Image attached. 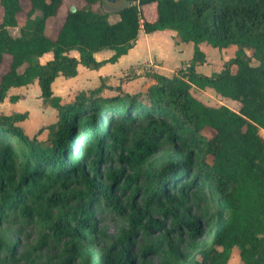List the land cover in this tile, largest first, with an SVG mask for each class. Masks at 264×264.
Masks as SVG:
<instances>
[{"label": "trees", "instance_id": "1", "mask_svg": "<svg viewBox=\"0 0 264 264\" xmlns=\"http://www.w3.org/2000/svg\"><path fill=\"white\" fill-rule=\"evenodd\" d=\"M24 1L0 0V66L5 55L11 58L0 78V102L10 88L37 81L40 98L56 110V119L38 130L48 134L40 139L38 133L30 136L18 124L26 112L0 114L2 202L30 218L40 214L35 187L42 185L41 179L52 187H64L76 179L84 185L81 197L120 210L115 193L129 191L133 178L124 173L128 165L145 182L129 197L132 211L138 212L133 222L146 230L165 227L164 220L150 216L140 223L149 207L156 205L172 218L173 228L195 237L202 233L201 221L177 219V206L191 191L206 193L214 203L210 243L192 242L195 255L188 259L177 253L187 264H227L234 246L240 249L241 264H264V136L260 133L264 130V0H127L115 11V21L108 12L96 13L100 0H83L81 7L66 12L55 38L46 33L47 21L57 17L64 0H26V11ZM152 3L154 16L149 20L142 6ZM10 27H19V33L13 35ZM164 29L175 30L180 41L194 43L193 57L172 76L149 72L151 83L137 93L118 88L116 94L104 96L100 86L80 92L71 101L54 93L53 83L60 75L75 77L79 65L98 69L115 63L134 46L141 31ZM202 42L220 49L236 45L237 50L220 71L207 75L196 70L206 61ZM103 49L114 54L99 61L94 54ZM48 52L52 56L43 59ZM193 85L239 101L241 106L236 111L225 104H206L192 94ZM10 99L17 101L20 95ZM126 124L138 127L133 148L126 146ZM165 144L171 150L162 165L144 167L146 158ZM111 152L124 166L109 169L110 182L105 184L100 164ZM121 175L125 179L119 185ZM139 194L140 210L136 207ZM95 217V210L89 208L77 219V226L94 231ZM65 248L82 255L79 244L67 243ZM134 261L125 247L87 256L85 264ZM0 264L6 263L0 260Z\"/></svg>", "mask_w": 264, "mask_h": 264}, {"label": "rangeland", "instance_id": "2", "mask_svg": "<svg viewBox=\"0 0 264 264\" xmlns=\"http://www.w3.org/2000/svg\"><path fill=\"white\" fill-rule=\"evenodd\" d=\"M127 3V0H100L97 4L96 13L101 15L108 12L110 14L109 19L115 21L118 19L115 11ZM72 5L73 3L69 0L64 4V7L60 8L57 15L58 20L64 19L66 12ZM108 6L113 10L106 11ZM24 8L25 11L28 8L26 0L24 1ZM25 11L20 14L21 24L25 23ZM2 14L3 9L0 5V21ZM52 20L51 18L47 21L49 24L48 30H46L47 34L53 33L51 29ZM10 32L17 35L19 29L11 28ZM154 44L163 55L164 60L162 59L160 64L164 62L169 66L178 60L180 51L173 47L169 35L160 34L155 39ZM230 48L232 47L226 50L229 51ZM205 49L210 61V70L212 72L219 71L223 62L229 57L223 55L218 57V52L222 51L224 54V50L212 45L206 44ZM230 52L229 54L234 53V51ZM140 53H146L144 44L140 47ZM73 54L78 55L76 51ZM10 61V56L5 55L0 66V75L8 69ZM156 62L155 58L150 59L148 57L135 63H106L96 71L81 70L78 76L72 79L57 78L53 90L56 95L61 96L63 101H71L80 92L89 93L90 90L100 86H102L100 93L104 96L116 94L118 88L130 93L145 91L151 83V79L146 74L155 71V67L151 64ZM252 62L256 63V60ZM179 69H181L180 66L175 72H178ZM18 92L24 94V97L17 101L7 97L0 103V114L26 112V118L18 124L27 134L33 136L38 133L42 126L56 119V110L43 104L40 98V90L38 91L35 86L13 90L10 94ZM191 92L198 99L203 98L204 103L209 105L225 104L236 111L240 106L238 102H230L220 98L210 89L201 91L192 86ZM126 126L128 129L126 146L133 148L138 136V127L136 124H126ZM260 133L264 136L263 129H260ZM207 134L212 136L213 133L207 131ZM47 135V130L38 133L40 139L47 138ZM170 150V145H163L146 158L143 166L146 167L149 164L156 167L161 166ZM122 166L124 164L119 161L117 153L111 152L109 159L100 164L104 183L110 182L106 178L109 169L120 170ZM124 168V173L131 175L133 181L128 183L129 191L122 194L117 190L115 193L122 207L120 210L107 207L104 201L98 203L97 200L92 201L87 197H81L80 192L84 190V185L76 179H71V182L64 187H52L45 179H41L42 185L35 187L38 190L35 192V196H37L36 203L40 208V214L30 218L15 207L8 208L7 202H2L0 197V260L6 264H85L87 256H98L108 250L118 252L129 247L131 255L135 258L134 264H187L183 258L188 259L195 255L192 242L196 244L210 243L214 203L206 193L191 191V196L185 199L181 206H177V219L187 222H192L195 219L201 221L202 233L195 237H192L187 230L180 233L173 228L171 225L172 218L164 215L156 205L149 207L148 213L141 218L140 223H144L146 218L150 216L155 220H164L165 227L154 231L146 230L140 227L139 223L133 222L138 216V212L137 209L132 211L130 207L132 200L129 197L132 190L137 186L143 187L145 182L143 177L136 175L128 165H125ZM88 174L93 175L89 169ZM17 177L16 174L13 180H17ZM124 179L125 175H121L118 184H123ZM142 206L139 194L136 197V207L140 210ZM89 208H93L96 214L93 220L94 231L89 227L80 228L77 226V219L84 216ZM74 212H77V219H73ZM56 230L60 231L56 232ZM67 243L79 244L82 255L77 256L72 250H66L65 245ZM5 248H11V250L5 252ZM177 253L187 256L182 258ZM67 260L69 262H66Z\"/></svg>", "mask_w": 264, "mask_h": 264}, {"label": "crops", "instance_id": "3", "mask_svg": "<svg viewBox=\"0 0 264 264\" xmlns=\"http://www.w3.org/2000/svg\"><path fill=\"white\" fill-rule=\"evenodd\" d=\"M69 0H64V2H63V5H62V7H64V4L66 3V2H68ZM72 3H73V5L70 7V8H79V7H81L83 4H84V2H83V0H70ZM126 5V4H125ZM123 7V6H122ZM154 3H152V4H149V5H145V6H142V9H143V11L145 12V18L146 19H149V20H151L152 18H153V16H154ZM121 8V7H120ZM119 9V8H118ZM117 9V10H118ZM111 10H113V9H111V7L110 6H108L107 7V9H106V11H111ZM146 11H148V13H146ZM51 19V18H50ZM49 20V19H48ZM62 23H63V20L62 21H60V20H58V17H56L55 19H53L52 20V22H51V29L53 30V33L51 32V34H49L52 38H55L56 37V35L58 34V30H59V28H60V26L62 25ZM48 27H49V24H48V22H47V28H46V30H48ZM11 28H18L19 29V27H10L9 28V30L11 29ZM55 30V31H54ZM167 34V35H169V39L171 40V42L173 43V47L176 49V50H179L180 52V54H179V58H178V60L174 63V64H172V65H169V66H167V64H165L164 62H163V64H160V62H162V59H163V55H162V53L161 52H159L158 51V49H157V47H155V44H154V42H155V39L160 35V34ZM144 40V41H143ZM174 42H175V44H174ZM145 45V48H146V53H144V54H142V53H140V47H142V45ZM206 44H208V43H206V42H202V43H200V48L205 52V54H206V61H205V63H203V64H201V65H198L197 67H196V70L198 71V72H201V73H204V74H207V75H211V74H213V73H215V72H218V71H211L210 70V67H209V63H210V61H209V58H208V56H207V53H206ZM210 45V44H209ZM232 48H230L229 49V51L228 50H226L227 48H229V47H226V48H222V50H224L223 52H224V54L222 53V51L221 52H218V57H222V55L223 56H226V57H229V58H227L226 60H228V59H230V58H232V57H234V55H235V52H236V50H237V46L236 45H234V47L233 46H231ZM236 47V48H235ZM220 49V48H219ZM235 49V50H234ZM187 51V54H185L184 55V53ZM230 51H234V53L233 54H229V53H231ZM73 52L74 51H71V54H73ZM193 53H194V43L192 42V41H189V42H183V41H180L179 39H178V37H177V33H176V31L175 30H171V29H164V30H157V31H154V32H151V33H145L144 31H141L140 32V34H139V37H138V39H137V41H136V43L134 44V46L132 47V48H130L129 49V51H128V53L127 54H124V55H122L119 59H118V61L117 62H115L114 64H116V63H120V62H128V63H135V62H139V61H142V60H144V59H146V58H155L156 59V61L158 62H156L155 64L154 63H152L151 65L152 66H154L155 67V71H157V72H159V73H161V74H163V75H166V76H172L173 74H175L176 72H175V70L180 66V68H182V67H184L185 65H187L188 64V62H189V60L193 57ZM114 54V51L113 50H111V49H103V50H101V51H98V52H96L94 55H95V57H96V59L97 60H99V61H101V60H104V59H107V58H109L110 56H112ZM74 55H76V54H74ZM52 56V54L50 53V52H48V53H46L44 56H43V59H48V58H50ZM77 56V55H76ZM164 60V59H163ZM224 63V62H223ZM223 67V66H222ZM176 68V69H175ZM86 69H89V68H87V67H85V66H83V65H79V67H78V74L80 73V71L81 70H85L86 71ZM162 69H163V71H162ZM222 69V68H221ZM220 69V70H221ZM89 70H97V69H89ZM165 70V71H164ZM219 70V71H220ZM3 74V73H2ZM1 74V75H2ZM78 74L75 76V77H77L78 76ZM1 75H0V78H1ZM60 77H62V78H64V79H72V78H75V77H72V78H66V77H64V76H62V75H60L59 77H57V78H60ZM56 81V80H55ZM55 83V82H54ZM54 83H53V85H54ZM29 86H35L37 89H38V91L40 90V88H39V84H38V82L37 81H35L34 83H31V84H28V85H26V86H21V87H12V88H10L9 89V91H8V96L7 97H10V95H20V98H23L24 97V94H22V93H20V92H18V93H15V94H10V92H12L13 90H19V89H22V88H24V89H26L27 87H29ZM194 86V85H193ZM194 87H196V88H198L197 86H194ZM199 90H201V91H203V89H201V88H198ZM6 97V98H7ZM220 98H222V99H224V100H227V101H230V102H238V103H240L239 101H236V100H232V99H229V98H225V97H222V96H219ZM5 98V99H6ZM201 101H203V102H205V100H203V98H199ZM3 102V101H2ZM2 102H0V103H2ZM240 106H241V103H240ZM240 106H239V108H240ZM239 110V109H238ZM237 110V111H238ZM19 112V111H18ZM3 114H5V113H3ZM227 264H241V256H240V249L237 247V246H234L233 248H232V251H231V255H230V257H229V260H228V262H227Z\"/></svg>", "mask_w": 264, "mask_h": 264}, {"label": "water", "instance_id": "4", "mask_svg": "<svg viewBox=\"0 0 264 264\" xmlns=\"http://www.w3.org/2000/svg\"><path fill=\"white\" fill-rule=\"evenodd\" d=\"M73 10L75 9V8H72Z\"/></svg>", "mask_w": 264, "mask_h": 264}]
</instances>
